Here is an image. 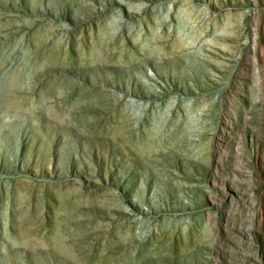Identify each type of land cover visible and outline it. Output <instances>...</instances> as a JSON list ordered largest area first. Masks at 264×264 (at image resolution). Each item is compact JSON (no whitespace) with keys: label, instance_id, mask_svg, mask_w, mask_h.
<instances>
[{"label":"rangeland","instance_id":"1","mask_svg":"<svg viewBox=\"0 0 264 264\" xmlns=\"http://www.w3.org/2000/svg\"><path fill=\"white\" fill-rule=\"evenodd\" d=\"M0 264H264V0H0Z\"/></svg>","mask_w":264,"mask_h":264}]
</instances>
